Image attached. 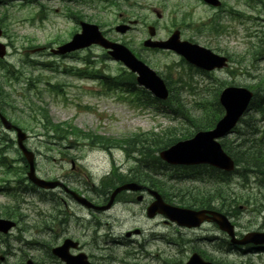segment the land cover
<instances>
[{
	"label": "rangeland",
	"instance_id": "1",
	"mask_svg": "<svg viewBox=\"0 0 264 264\" xmlns=\"http://www.w3.org/2000/svg\"><path fill=\"white\" fill-rule=\"evenodd\" d=\"M221 2V9H215L204 4L202 0H0L3 30L0 42L7 49L5 57L0 59V110L31 135L26 144L35 153L39 175L56 178L68 174L72 176L74 186H80L83 190L91 189L90 195L95 194L96 188L107 193L116 184L109 180L112 171L133 177L137 169L141 168V165L138 168L137 166L142 160L140 156L138 161H133L123 147L108 151L89 144L86 139H79L74 133L67 136L62 131V134H66V139L59 144L51 143L53 141L46 137L58 136L55 131L59 129L49 126L46 129L39 120L40 114L56 124L70 122L72 126L81 129L82 133L94 132L98 136L110 138L109 141H120L134 133L162 132L170 127L179 128L176 132L178 136L188 126L185 121L169 113L168 109L166 111L167 107L136 105L127 99V93L123 91L103 93L102 85L98 81L67 73L65 69L74 70L86 65L103 74L115 76L125 69L96 45L65 54L50 52L79 30L77 15L83 21L99 25L111 40L126 44L166 79L173 103L179 102L192 113L202 114L205 112L202 103L217 99L219 91L225 85L251 88L258 77L264 74V53L254 62H251V56L246 53L247 49L257 44V40L264 46V0ZM231 10L234 15H230ZM219 18L220 29L216 31L213 25ZM129 20H137L134 28L124 34L114 30L116 25ZM149 24L155 26L157 38L166 37L172 30L179 29L181 38L215 52L232 54L236 61L231 59L227 68L207 73L191 67L173 51L144 49L142 41L148 36L146 28ZM8 68H14L18 72L13 75L6 74ZM37 76L42 79L40 82L37 79L31 80L30 83L35 84H31L33 89L30 93L38 92L43 99L41 103L23 96L26 95L24 88L28 86L27 79ZM55 88L59 90L58 93L63 91L67 94L58 98H66L67 106L51 102L49 98L53 93L49 90ZM121 96L127 97L122 99ZM35 105L43 109L30 112ZM209 107L217 114L220 112L213 103ZM222 113L223 111L219 115ZM255 113V109H249L238 123V130L222 139V142H227L230 151L232 149L229 142L234 144L244 137L250 140L264 137V115L261 117ZM249 128H256L258 132L251 134ZM190 129L193 130L192 127ZM33 131L40 132L39 138L32 137ZM70 143L72 148L65 147ZM0 149L3 150L0 158L5 160L0 163V185L4 181H11L13 186H26L27 181H17L22 172L19 170L21 154L16 148L15 135L5 133L1 125ZM73 159L76 162L75 169L71 165ZM144 159L150 160V157L146 156ZM162 173L160 176L170 182L180 181L185 186L198 185V182L190 183L189 177L181 168L164 169ZM143 177L146 180L145 174ZM117 181L123 179L119 178ZM225 182L219 183L227 190L224 191L223 199L216 201L211 209L229 215L237 235L263 230L264 184L255 182L254 177L249 174L244 183H241L242 178L237 174L231 175ZM54 192L57 194L59 191ZM40 193L42 192L35 191L16 198L5 195L0 189V214L2 207L9 204L13 217L19 221L9 234H0V264H24L25 257L28 256L43 264H64L50 253V247L60 243L61 236L66 233L67 224L61 225V216L57 215V211L67 212V203L64 205L58 198L53 202L51 197L54 193H49V201L42 200ZM248 195V201L242 200ZM65 199L67 201L66 197ZM109 215L117 220L114 227L117 234L133 228L136 224L146 229V237H149V230L153 234L151 244L146 250L139 252L138 259H132L122 248L111 250L109 254L118 264H123L121 260L124 264H177V261H186L191 253L187 242H193L195 250L204 252L203 257L207 260L213 259V262L264 264L263 251L247 246L232 249L228 245V237L213 223H206L196 230L177 231L176 225L164 223L161 216L148 221L142 206L137 203L129 207L120 204ZM71 226L76 227L75 222ZM102 229L107 230L103 226ZM155 234L168 236V240L178 243V246L155 238ZM182 242L187 244L183 245ZM177 249L183 250L176 251ZM154 252L160 253V261L146 256L147 253Z\"/></svg>",
	"mask_w": 264,
	"mask_h": 264
},
{
	"label": "water",
	"instance_id": "2",
	"mask_svg": "<svg viewBox=\"0 0 264 264\" xmlns=\"http://www.w3.org/2000/svg\"><path fill=\"white\" fill-rule=\"evenodd\" d=\"M205 2L217 6L219 0H204ZM82 31L76 33L72 40L58 47L57 52L71 51L76 48L85 47L91 43H98L105 48H110L109 53L123 63L132 71L136 72V80L138 83L147 87L156 97L166 99L168 91L163 79L156 72L148 67L145 63L137 60L134 55L123 45L111 43L99 32L96 25L81 23ZM125 26H118L117 30L124 31ZM149 33L154 34L153 28H149ZM1 34V31H0ZM145 46L168 48L181 54L188 62L197 67L211 70L226 66L227 58L214 53L210 49L202 47L198 44L191 43L187 40L179 39V32L175 31L167 40L144 42ZM5 54V47L0 43V57ZM253 93L245 87L227 86L220 95L219 102L224 108V115L218 120L215 127L207 131H198L193 137L185 140H179L174 145L162 150L159 156L170 164L192 165L198 163H208L225 171H231L234 168L232 158L227 155L221 148L220 143L216 140L228 133L238 122L252 98ZM5 128L9 129L12 124L3 116L0 117ZM17 130V144L22 150L28 164V178L37 186L42 188H53L60 184L59 181L46 180L36 176L34 170L33 153L29 151L23 144L26 135L19 128ZM141 186L134 183H126L117 187L112 193L110 202L113 197L121 190L130 189L138 190ZM155 197V200L147 207V215L153 217L156 213L163 214L170 221L176 222L178 225L193 227L198 226L203 220L212 219L217 223L219 228L231 237V242L235 244H264V232L252 231L246 233L241 239L234 237V228L229 219L213 210L200 209L194 210L179 206H173L163 201L161 196L154 190H149ZM77 200L85 205L91 204L83 197L72 192ZM108 207V206H105ZM14 226V222L4 218H0V231L7 232ZM67 239L62 245L52 248V253L66 264H92L86 259V255L81 253L76 256L67 254ZM27 264H35L28 261ZM183 264H213L210 261L202 259L198 254L193 253L189 260Z\"/></svg>",
	"mask_w": 264,
	"mask_h": 264
},
{
	"label": "trees",
	"instance_id": "3",
	"mask_svg": "<svg viewBox=\"0 0 264 264\" xmlns=\"http://www.w3.org/2000/svg\"><path fill=\"white\" fill-rule=\"evenodd\" d=\"M213 27L216 31L220 29V24L215 22ZM261 42V41H260ZM264 51L263 46H260V43L253 46V50H248L247 54L251 56V62L258 60ZM240 62V61H238ZM166 84L169 85L167 80L165 79ZM104 84L108 88H112L113 86L124 88L128 92H134V77L133 74L129 72H122L119 76L115 78H106L104 80ZM251 88L254 90V99L251 102L249 109H255L256 113L259 115L264 114V74L258 77L257 82L251 85ZM262 90V91H261ZM144 92V91H143ZM146 99L150 100L154 103L164 104L170 108H172V96L168 98V100L164 102H159L155 98L151 97L149 94H146ZM213 103V106L217 108L220 112L222 108L218 104L216 98L202 103L204 106L205 112L202 114H195L185 109L179 102L175 103V107H180L182 111H180V115L182 120L188 124L187 127L183 128V131L179 132V135H176L179 128L170 127L162 132H141L134 133L120 141L115 140L116 144L120 147H126L130 151H139V154L142 156V164L143 166L137 169V172L133 176L134 180L144 181V174L150 173V185L153 189H156L161 192L164 196L165 200L169 202H173L175 204L184 205L187 207L193 208H201L208 207L214 208V204L216 201H221L224 197L225 188L222 185H219L220 182H223L227 179V176H231L233 173H236L238 176L242 178V183L247 180V176L253 175L256 179V182H260L262 185L264 184V137H259V139H244L240 142L231 144L232 151L229 150V147L224 145L227 152L233 157L235 163L237 165L236 169L232 174H227L225 172H221L212 168H204L208 169V176L202 177L198 175L196 171L192 168H181L183 173L187 174L191 180L197 181L202 184H193V186H185L180 181L178 182H170L169 179H163L160 176V173L164 169H171L170 166L162 162L156 153L171 145L179 138H185L193 134L198 130H207L214 126L216 120L220 116V112L215 113L209 106ZM47 119V118H46ZM193 128V130L190 129ZM83 131L72 126L70 123H67V136L68 134L76 135L79 139H86L89 141H100L104 144H107L105 140L101 137L95 136L94 133H82ZM251 134L257 133L256 129H253ZM98 139V141H97ZM137 151V152H138ZM150 157V165H146V159L144 157ZM146 165V166H145ZM240 166V167H239ZM176 169V168H175ZM150 170V172H148ZM142 171L143 173H140ZM206 172V171H205ZM204 172V173H205ZM147 179V177H146ZM200 186V187H199ZM223 196V197H222ZM247 198L242 199L248 201L249 195L245 196ZM264 197V196H263ZM225 199V198H224ZM235 201V198L232 199ZM238 200V198L236 199ZM240 200V199H239ZM252 205V203H251ZM10 205L5 206L3 208L4 216H11L12 209H10ZM216 263L221 264L222 262L216 261ZM224 264V263H222ZM246 264V263H244Z\"/></svg>",
	"mask_w": 264,
	"mask_h": 264
},
{
	"label": "flooded vegetation",
	"instance_id": "4",
	"mask_svg": "<svg viewBox=\"0 0 264 264\" xmlns=\"http://www.w3.org/2000/svg\"><path fill=\"white\" fill-rule=\"evenodd\" d=\"M39 136L40 133L38 132H34L32 134V137ZM56 179L61 180L64 185H60L51 192L54 193L55 198L61 200L64 205H66L67 203V212L64 211L67 215L62 217V221L67 224L65 228L66 233H63L61 238L62 241L65 238L69 240L68 252L70 254L75 255L83 252L86 254L87 259L93 264H118L115 262L116 259H113L109 254L111 250H114L116 247L122 248L129 251L132 259H138L139 252L146 250L147 246L151 244L153 238L151 230L147 229L149 230V237H146V229L141 225L136 224L133 228L126 229L123 232H120V234H117V232H114V227L117 224V220L116 218L109 215L111 211L120 204L124 207H129L130 205H133L135 203L140 204L142 206V211L145 213L146 208L153 201V197L148 191V189L151 188L149 177H147V183H143V185H145L146 187L143 186L139 191H123L122 193L117 194L114 197L113 201L110 203L109 207L106 209H97L93 206H85L80 204L79 202L77 203L75 198L68 192L67 189L69 188L71 190H75L79 194L86 197L94 205L100 207L105 206L108 203L110 199V193L113 188H109L106 191L107 193H104L103 191H100L99 188H96L94 189L95 194L90 195V193H92L91 189L83 190L80 186H74L72 182V176H69L68 174H66L65 176L57 177ZM125 181L128 180H124L122 182ZM114 182H116L115 185L122 183L116 180H114ZM55 190H58L59 192L55 194ZM65 197L67 198V201ZM107 214L109 216L107 219H105ZM158 217H160V215H156L153 219H156ZM145 218L148 221L153 220L152 218ZM73 222H75L76 227L71 226V223ZM163 222L166 224L169 223L165 219H163ZM206 223L208 224L210 222ZM102 226L104 228H107V230H103ZM137 228L139 229L138 232H136ZM198 228H200V226ZM198 228H186L179 227L177 225L175 226V229L177 231H191ZM167 237L168 236L163 234H155V238L166 241L171 245L178 246V243H175L172 240H168ZM187 243L182 242L183 245H189L191 253L193 251H196V246L193 242ZM182 250L177 249L176 251ZM197 252L200 253V250H198ZM146 256L150 259H156L159 261L160 258H162L159 252L147 253ZM28 258L32 257H25L24 264ZM33 260L37 262V260ZM183 261H177V264H180ZM120 262L123 264L125 263L123 262V260H121ZM160 263L163 264L162 262Z\"/></svg>",
	"mask_w": 264,
	"mask_h": 264
},
{
	"label": "bare ground",
	"instance_id": "5",
	"mask_svg": "<svg viewBox=\"0 0 264 264\" xmlns=\"http://www.w3.org/2000/svg\"><path fill=\"white\" fill-rule=\"evenodd\" d=\"M192 114H193V113H192ZM146 165L148 166V164H146ZM146 165H145V166H146ZM142 166H143V165H142ZM239 167H240V166H239ZM136 191H137V190H136ZM230 247H232V249H233V248H238V247L235 246V245H234V246H230Z\"/></svg>",
	"mask_w": 264,
	"mask_h": 264
}]
</instances>
